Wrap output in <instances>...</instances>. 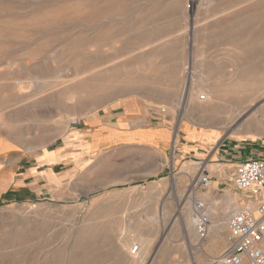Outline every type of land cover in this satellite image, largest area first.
<instances>
[{"label": "rangeland", "instance_id": "374dc122", "mask_svg": "<svg viewBox=\"0 0 264 264\" xmlns=\"http://www.w3.org/2000/svg\"><path fill=\"white\" fill-rule=\"evenodd\" d=\"M206 87L226 108L186 104ZM127 102V129L167 128L153 146L95 126ZM0 149V264H211L187 218L242 201L235 157H264V0H0Z\"/></svg>", "mask_w": 264, "mask_h": 264}, {"label": "built area", "instance_id": "2783aa9c", "mask_svg": "<svg viewBox=\"0 0 264 264\" xmlns=\"http://www.w3.org/2000/svg\"><path fill=\"white\" fill-rule=\"evenodd\" d=\"M201 0H189V7L195 8ZM197 185L207 188L211 178L202 171L196 179ZM233 187L236 192L255 197V206L242 207L230 215L227 221L228 246L213 264H264V157H253L235 164ZM198 208H203L201 203ZM195 226L200 239L208 230V218L199 213ZM137 247L132 249V253Z\"/></svg>", "mask_w": 264, "mask_h": 264}, {"label": "crops", "instance_id": "0c3cea01", "mask_svg": "<svg viewBox=\"0 0 264 264\" xmlns=\"http://www.w3.org/2000/svg\"><path fill=\"white\" fill-rule=\"evenodd\" d=\"M117 108L118 109L121 108L122 109V113H119L118 116H116V117L114 115H113L114 117L111 116L112 119L110 118V116L108 114H106V115L104 114L101 118H97L98 122L97 123L95 122V124H96L95 126L103 124L104 126L107 127L109 122L112 120L114 123H111V124H115V125H113L112 128H107V129L108 130L110 129V130H112V131H114L115 133H118V134L120 133L122 135V138L124 137L123 135H127V137H124L123 141H128L129 142L131 140L132 142L134 141V142H136L138 144L148 145V146H153L154 145L153 142L148 141L146 138L142 139V136H149L151 134H157V136H155V138H152L153 141L154 140L156 141L157 140L156 138L160 137L161 133H163L164 131H168L167 128H164L163 126L160 127V128L157 127L156 129L151 128L153 126L150 123L145 122L146 121L145 118H144L143 122L141 123L142 126H138V127H133L131 129H129V128L127 129V124L126 123H128L130 121H135V120H132V119L133 118L134 119L139 118L142 115V113H143L142 107L139 106L135 102H127V104H125V106H122V107L119 106ZM141 117L143 119V115ZM93 123H94V121H93ZM140 127H142V128H140ZM165 136H166V134H165ZM183 138H184V140H183L184 144L182 143L181 144L182 147H180L177 150L179 152L178 155L179 156L180 155L185 156V154L188 153V152H190L192 154L193 153L194 154H198V151H199L198 150V145L196 143H194V141L187 140L186 137L184 136V134H183ZM190 143L194 144V145L190 146ZM228 147L229 148L226 149V150H222L221 147H219L218 150L216 152H214L211 157H215V155L218 156L220 150L225 153L224 154V158L228 157V155H231L234 152V150H233V148H231V146H228ZM253 156L254 155H252V156H250V155H241V153H239V157H238L239 160H236L237 158L235 157V161H234L233 164H237V163H239V162H241L243 160H247V159L253 158ZM220 157H222V156H220ZM215 159H216L215 162H217L218 158L216 157ZM228 161H233V160L232 159H228ZM212 166H215V165H212ZM219 167H222V166L216 165L215 169L217 170V168H219ZM205 171H208V168ZM217 171L219 172L220 169L217 170ZM15 176H16V173H14L13 175L8 176V177L4 176V177L0 178V198L2 196H4V195H8V194L13 192L12 187L14 185V182L16 181V177ZM243 197L244 198H242V201H237L236 199H231L229 201V203L225 202L226 205H225V207L223 209V213L222 214L216 215V214H214L212 212L211 214L208 215L207 235L204 238V242H202V241L200 242L201 246L198 247V251H199V253H201L205 257L206 260L210 261L211 264H213V259H215L218 256H220L226 250V248L228 246V235L229 234H228V229H227V221H228V218L230 217V215L233 214L235 208L237 206H240V208L248 207V206H255L254 205L256 203L255 200H254V203H251V200H250L249 196L244 194ZM231 202H232V204H231ZM218 223H219V225L215 227V225H217ZM219 227H221V228H219ZM224 228H226V231H225V233L223 235L222 233L224 231ZM215 230H217V231H215ZM243 264H247V263H243Z\"/></svg>", "mask_w": 264, "mask_h": 264}, {"label": "bare ground", "instance_id": "6f19581e", "mask_svg": "<svg viewBox=\"0 0 264 264\" xmlns=\"http://www.w3.org/2000/svg\"><path fill=\"white\" fill-rule=\"evenodd\" d=\"M244 61V60H243ZM198 90V89H197ZM257 94H260L259 92H255L253 93L252 95H250L249 97L246 98V102L248 103H252L254 101H257L260 98V96H256ZM227 97V96H226ZM225 95L223 92L219 91V90H216V88H210V87H206L204 88L203 90H198V91H193L192 89L188 90L185 94V98H184V101L187 103H190L192 104L193 106L196 105V107H198L200 110H205L207 111L208 113L211 112L212 115L213 114H216L217 111H219L220 109H223V108H226V101L228 98H231V97H228L226 100H225ZM237 98H241V97H237ZM244 98H242L240 100V102L243 101ZM211 101H214V104L212 106H209V104L211 103ZM263 101V100H262ZM259 104V103H258ZM188 105V104H187ZM253 108V107H252ZM254 109V108H253ZM251 110V109H250ZM260 112V111H259ZM249 114V113H248ZM255 115L256 114H251L249 115L248 117H246V120H245V124H250L254 121H256L255 119ZM246 115L244 114V117ZM242 117V119L244 118ZM261 118V117H260ZM242 123V122H241ZM1 150V149H0ZM194 188V186H193ZM194 190V189H193ZM227 199V198H226ZM227 202V201H226ZM197 202H195L194 206L192 207V215H190V217L187 218V226H186V233L187 235L192 238V240H197V238L200 239V237L197 235L196 233V229H195V226L197 225V222H198V214L199 213H202L204 214L203 212L206 210L205 209H201V208H198L197 206ZM232 204V202H231ZM203 205V204H202ZM240 208V206H237L235 208V212L233 213H236L238 212V209ZM207 213V212H206ZM194 214V215H193ZM205 215V214H204ZM214 215V214H213ZM227 216V215H226ZM227 219V218H226ZM218 221V220H217ZM225 224V223H224ZM223 224V225H224ZM219 223L216 226H218ZM226 225V224H225ZM213 227V226H212ZM211 227V228H212ZM225 227V226H224ZM221 228V227H219ZM218 229V228H217ZM219 230V229H218ZM211 231V230H210ZM217 231V230H215ZM199 243V246H201L200 244V240L198 241ZM197 243V244H198ZM125 244V243H124ZM138 244V243H137ZM131 248V246H130ZM132 252V251H131Z\"/></svg>", "mask_w": 264, "mask_h": 264}]
</instances>
